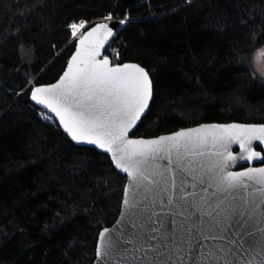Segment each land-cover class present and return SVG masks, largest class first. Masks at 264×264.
I'll list each match as a JSON object with an SVG mask.
<instances>
[{"label":"trees","instance_id":"16d2710c","mask_svg":"<svg viewBox=\"0 0 264 264\" xmlns=\"http://www.w3.org/2000/svg\"><path fill=\"white\" fill-rule=\"evenodd\" d=\"M109 12L132 21L110 44L113 59L157 73L136 136L264 122V74L251 62L264 48V0H0V264H65V252L92 264L100 225L120 213L126 177L44 119L27 90L62 74L70 23L89 27Z\"/></svg>","mask_w":264,"mask_h":264},{"label":"snow or ice","instance_id":"6c2138e0","mask_svg":"<svg viewBox=\"0 0 264 264\" xmlns=\"http://www.w3.org/2000/svg\"><path fill=\"white\" fill-rule=\"evenodd\" d=\"M121 15L114 20L109 12L87 30V20L70 23L75 51L62 74L27 89L44 119L77 144L110 154L126 174L120 218L97 231L95 264H264V151L257 150L264 122L201 123L137 137L158 98L157 73L104 55L132 22ZM254 51L264 61V48Z\"/></svg>","mask_w":264,"mask_h":264},{"label":"water","instance_id":"95a60500","mask_svg":"<svg viewBox=\"0 0 264 264\" xmlns=\"http://www.w3.org/2000/svg\"><path fill=\"white\" fill-rule=\"evenodd\" d=\"M127 1H130V2H133V3H136V4H141V3H144V2H147L148 0H127ZM115 18L116 17H114V20H115ZM121 18H122V16H121ZM102 22H104V19L103 20H99V21H97V22H95V23H102ZM95 23H93L91 26H93ZM90 27V26H89ZM87 30V29H86ZM115 38V37H114ZM114 38L110 41V44H111V42L114 40ZM105 48H106V50H107V48H108V45H106L105 46ZM106 50H105V52H104V55H106ZM75 51V48H74V50H73V52ZM72 52V53H73ZM72 55V54H71ZM111 58V57H110ZM126 62H135V63H139V62H136V61H126ZM143 66V65H142ZM145 67V66H144ZM33 102V101H32ZM34 104H35V102H33ZM38 107H40V108H43L42 106H38ZM49 112H50V110H48ZM54 115V114H53ZM230 122H233V121H230ZM236 122H240V121H236ZM203 123H228V122H217V121H215V122H203ZM248 123H259V122H248ZM201 124V123H200ZM197 125H199V124H197ZM197 125H192V126H187V127H195V126H197ZM182 128H185V127H182ZM180 129V128H179ZM178 129V130H179ZM176 131V130H175ZM167 133H170V132H167ZM167 133H162V134H159V135H163V134H167ZM137 137H144V136H137ZM152 137V136H151ZM145 138H149V137H145ZM73 142H75V141H73ZM76 143V142H75ZM77 144V143H76ZM77 145H83V146H90V147H93V148H95V149H97L98 151H100V152H103V150H100V149H98L95 145H91V144H86V143H84V144H77ZM258 147H260V148H258ZM257 150L258 151H264V146H260L259 145V143L257 142ZM233 151H239V148H238V146H233ZM104 153V152H103ZM105 154H107L109 157H110V154H108V153H105ZM240 164H242L243 166H248V163L246 162V161H241L240 162ZM254 164H255V166H260L259 165V163L258 162H254ZM239 167H240V165H237V169L236 170H239ZM118 170V169H117ZM119 172H120V170H118ZM122 175H124L125 177H126V174H124V173H122V172H120ZM126 183H127V180H126ZM120 218V213H119V215H118V217H117V219L115 220V222L112 224V225H110V226H106V227H109V228H111V227H113V225H115L116 224V221L118 220ZM92 264H95V259H94V261H93V263Z\"/></svg>","mask_w":264,"mask_h":264},{"label":"rangeland","instance_id":"374dc122","mask_svg":"<svg viewBox=\"0 0 264 264\" xmlns=\"http://www.w3.org/2000/svg\"><path fill=\"white\" fill-rule=\"evenodd\" d=\"M104 19V18H103ZM98 20H100V19H98ZM88 27V25L86 26V28ZM85 28V29H86ZM84 29V30H85ZM83 31V30H82ZM73 39V38H72ZM116 62H118V60H116ZM251 62H252V64H253V67L254 68H256L257 70H261V69H264V61H262V62H257L256 61V59H255V54H254V56L252 57V59H251ZM262 72V71H261ZM263 74H264V72H262Z\"/></svg>","mask_w":264,"mask_h":264},{"label":"bare ground","instance_id":"6f19581e","mask_svg":"<svg viewBox=\"0 0 264 264\" xmlns=\"http://www.w3.org/2000/svg\"><path fill=\"white\" fill-rule=\"evenodd\" d=\"M102 20H103V19H102ZM96 22H97V21H96ZM86 29H87V28H86ZM86 29H85V30H86ZM83 31H84V30H83ZM112 42H113V41H112ZM112 42H111V43H112ZM109 48H110V47L108 46V48H107V50H106V55H108L109 57H111V59H113V57L111 56V51L109 50ZM113 62H116V60L113 59Z\"/></svg>","mask_w":264,"mask_h":264}]
</instances>
